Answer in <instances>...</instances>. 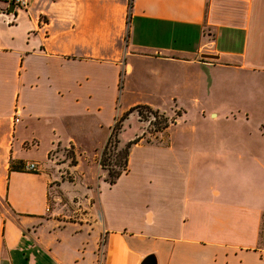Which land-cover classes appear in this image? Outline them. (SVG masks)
Returning <instances> with one entry per match:
<instances>
[{
  "label": "crops",
  "instance_id": "crops-1",
  "mask_svg": "<svg viewBox=\"0 0 264 264\" xmlns=\"http://www.w3.org/2000/svg\"><path fill=\"white\" fill-rule=\"evenodd\" d=\"M12 2L0 0V264H264V121L248 111L264 102V0ZM139 57L181 68L163 82L191 89L202 117L188 126L174 91L178 132L134 144L102 184L68 130L102 128ZM139 104L160 108H127ZM70 145L72 182L49 158Z\"/></svg>",
  "mask_w": 264,
  "mask_h": 264
},
{
  "label": "rangeland",
  "instance_id": "rangeland-1",
  "mask_svg": "<svg viewBox=\"0 0 264 264\" xmlns=\"http://www.w3.org/2000/svg\"><path fill=\"white\" fill-rule=\"evenodd\" d=\"M131 62L134 68L133 73L131 75L122 76L121 89L117 95L116 105L114 107L112 103H107L102 117V128L89 123L88 120H75L74 124L70 126L68 130L69 135L72 137L71 139L76 141V144L79 147V152L81 153V171L82 169L86 170L89 178L91 179L95 177H102V184L103 179H106L108 173V170L105 168V161H103V151L107 145L114 126L116 125V127H118L122 115L130 110V108H127L128 106L139 102L150 103L160 107L158 109L154 108L160 111V115L157 116V118L150 115L149 120H142L137 110H133L129 113L128 117L122 123L121 132L117 135L120 140V147L126 145L128 142L137 137H140L139 139L143 141L164 142V138H166V135L169 132L171 134H175L178 132L179 128L177 121L179 120L181 111L177 106H175V103L173 104V101L170 100L171 94L174 91L177 92V89L174 90L170 86L165 85L163 79L165 73L172 71V74H178L181 68L160 63L153 59L140 57L133 58ZM154 70L158 71L160 76H150L151 72ZM220 80L222 81V79ZM221 86L222 85L219 86V90L221 89ZM188 91L190 95H186V98L184 94H180L179 92H177V96L183 97V101L181 102L184 106L183 117L187 122L186 124L190 126L192 123L198 124V121L202 117L200 113L202 110V104L195 102L191 89H188ZM219 94L221 95L222 93L218 92L217 94L215 93V96L213 94L212 95L217 99ZM210 97L211 96H209V98ZM249 106L250 108L248 111L250 126H254L255 124L259 125L262 121H264V102L251 101ZM209 109L210 108H206L207 113L209 112ZM142 110L145 113H148L146 108H142ZM114 114L117 115L114 120H112ZM165 116H167L168 120H166ZM156 120L161 122V125L166 122L169 126L167 128L161 127L157 130L160 124H158V127L156 128V125L153 124ZM113 136L114 135H112V138ZM140 140L138 142H140ZM101 143L102 151L98 152L97 155L94 154L96 147H99ZM113 144L115 145V139ZM114 145L110 146V150L104 158L107 159L106 164L110 169L112 168L117 170L120 168L119 165L124 162L125 155L121 151V148L116 149L114 148ZM72 148L73 147L70 145L66 148V150H63L62 153H58L63 149L58 146L52 150L49 155V158L51 159L50 162L55 173L60 175L61 172L64 171L63 177L68 179L70 182L77 178V174L67 171L69 169H66L67 167L63 164V162L69 161V163L72 164V159L76 158V154ZM101 159L103 164L100 163ZM97 163L100 164V166ZM58 196H62V203L69 201V199L67 200V195H65L61 189L58 191ZM71 202L74 203L73 201ZM101 248L102 246L99 248V255Z\"/></svg>",
  "mask_w": 264,
  "mask_h": 264
},
{
  "label": "trees",
  "instance_id": "trees-1",
  "mask_svg": "<svg viewBox=\"0 0 264 264\" xmlns=\"http://www.w3.org/2000/svg\"><path fill=\"white\" fill-rule=\"evenodd\" d=\"M142 108H146L148 113H145ZM133 110H137L138 111V114L140 115V118L142 120H149V117L150 115L154 116L157 118V116L160 115V111L159 110H156L152 107H150L149 105H145V104H139L133 108H131L127 113H125L124 115H122L121 117V121H120V124L118 127H116V125L114 126V129L113 131L111 132V135L109 137V140L107 142V145L103 151V161H105V168L108 170V173H107V176H106V181L110 182L111 184L115 183L117 181V179L122 175V173H124L125 171L128 170V162H129V154H130V150L132 148V146L137 143L140 139V137H137L135 138L134 140L128 142L126 145H123L120 147V140L119 138L117 137V135L121 132V127H122V123L123 121L128 117L129 113H131ZM166 117V120H168L167 116ZM161 122H158L157 120L155 122H153L154 125H156V128L158 127L157 125L160 124ZM169 126L168 123L165 122L162 123V125L160 124L159 127L157 128L160 129L161 127H165L167 128ZM112 135L113 138L115 139V145L113 144L114 143V139L112 138ZM114 145L115 147L114 148H121V151L124 153L125 155V159H124V162L121 163L119 166L120 168L115 170V169H110L106 162H107V159L104 158L105 155L108 153V151L110 150V146ZM103 161L102 159L100 160V163L103 164Z\"/></svg>",
  "mask_w": 264,
  "mask_h": 264
},
{
  "label": "built area",
  "instance_id": "built-area-1",
  "mask_svg": "<svg viewBox=\"0 0 264 264\" xmlns=\"http://www.w3.org/2000/svg\"><path fill=\"white\" fill-rule=\"evenodd\" d=\"M15 4L23 7V6H26L27 5V0H12ZM20 111L17 110L16 111V114H15V122H19L20 121ZM27 169L30 170V171H33L36 169V164L35 163H30L28 164L27 166Z\"/></svg>",
  "mask_w": 264,
  "mask_h": 264
},
{
  "label": "water",
  "instance_id": "water-1",
  "mask_svg": "<svg viewBox=\"0 0 264 264\" xmlns=\"http://www.w3.org/2000/svg\"><path fill=\"white\" fill-rule=\"evenodd\" d=\"M11 5L15 6V3L12 2ZM142 264H155V263L152 262V256H147V257L143 260Z\"/></svg>",
  "mask_w": 264,
  "mask_h": 264
}]
</instances>
